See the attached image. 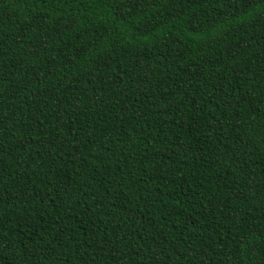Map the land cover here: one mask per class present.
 Returning a JSON list of instances; mask_svg holds the SVG:
<instances>
[{
	"label": "trees",
	"instance_id": "trees-1",
	"mask_svg": "<svg viewBox=\"0 0 264 264\" xmlns=\"http://www.w3.org/2000/svg\"><path fill=\"white\" fill-rule=\"evenodd\" d=\"M0 264H264V0H0Z\"/></svg>",
	"mask_w": 264,
	"mask_h": 264
}]
</instances>
